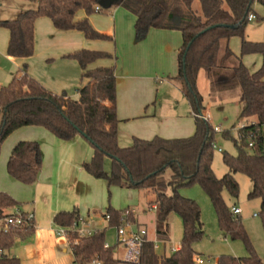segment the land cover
Returning a JSON list of instances; mask_svg holds the SVG:
<instances>
[{
  "label": "trees",
  "instance_id": "16d2710c",
  "mask_svg": "<svg viewBox=\"0 0 264 264\" xmlns=\"http://www.w3.org/2000/svg\"><path fill=\"white\" fill-rule=\"evenodd\" d=\"M35 8L19 13L14 19L0 21V28L9 32L7 53L15 59H27L33 55L35 21L47 18L60 31H78L87 40L112 41L96 32L88 19L76 20L75 14L83 9L87 14L102 0H29ZM195 0H116L120 6L135 16L134 32L138 41L145 39L151 29L178 31L181 46L177 50V73L169 81L188 101L194 118L195 132L191 137L180 139L151 140L134 138L130 147L117 145L116 79L105 75L103 68L93 67L102 60H112L107 52L79 50L65 58L75 61L81 69V82L77 89L78 99L72 100L65 93L53 94L26 73H17L9 85L0 88V150L5 139L23 127H38L56 139L69 142L77 136L92 147L91 159L83 164L84 171L96 179H103L109 187L145 189L154 195L149 207L155 206V231L160 240L168 236L169 217L177 215L182 223L179 249L168 256L159 257L152 243L142 249L137 264H195L199 257L194 245L204 236L201 210L198 204L179 194V190L199 185L210 200L222 235L231 240H242L248 256L234 258L221 256L216 264H264L251 247L239 215L232 213L222 197L226 190L231 198L239 195L236 174L245 175L252 187L249 200L260 202L258 216L264 231V42L245 39L248 17L253 13L255 2L264 7V0H198L200 11L192 5ZM264 22V18H260ZM238 37L240 55L238 64L229 68L225 63L234 55L228 47L219 58L221 41ZM261 56L262 63L250 72L241 58ZM212 72L214 88L219 98L224 91L239 89L240 111L238 120L255 118L256 123L242 127L237 138L228 131L222 132L224 140H231L236 155L222 154V162L228 173L218 178L212 170L217 133L201 117L197 78L201 70ZM110 159V170H104V161ZM42 166L40 146L34 141L18 142L9 155L6 171L15 181L31 186L37 182ZM20 204L9 195L0 192V264H20L8 254L13 246V227L7 226L8 213L18 209L20 217L28 213L20 210ZM109 227L119 225L122 212L107 207ZM80 214L59 212L53 217L56 226H71ZM33 219L27 221L23 237L33 232ZM106 230L91 237L80 239L72 248L74 264H89L97 260L101 264L125 263L114 256L115 247L105 248Z\"/></svg>",
  "mask_w": 264,
  "mask_h": 264
},
{
  "label": "crops",
  "instance_id": "0c3cea01",
  "mask_svg": "<svg viewBox=\"0 0 264 264\" xmlns=\"http://www.w3.org/2000/svg\"><path fill=\"white\" fill-rule=\"evenodd\" d=\"M7 1L0 0V21L12 20L19 13L35 8V5L31 3L22 4L17 10H11L6 7ZM195 11L199 12L200 10L196 9ZM93 14L94 12L87 14L85 10L80 9L76 12L75 19L78 21L88 19L96 32L110 37L112 41L103 43L104 41L87 40L78 31L56 30L49 19L42 17L35 21L33 55L27 59H15L8 55L9 32L1 31L0 28V61L6 59L11 62L10 72L14 68L17 69L14 73L11 72V79L17 73H26L49 92L56 95L65 93L67 97L75 101L78 99L77 89L85 85L86 81L81 82L79 65L65 57L79 50L106 51L113 56V59L99 61L93 67L103 68L105 75H113L116 79V110L119 120L117 145L120 148L130 147L134 138L151 140L158 136L162 139L189 137L190 134L188 136L185 134L161 135V131L174 133L179 130L175 119L164 117V105L159 107L154 103L157 75L160 70L159 60L168 58L171 62L176 59L177 50L181 46V34L178 31L151 29L145 39L138 41L134 32L135 16L123 7L112 6L105 13L101 10L97 13L98 17ZM254 20L249 21L248 24ZM257 24L259 25L256 29L249 31L246 29L245 34L251 41H264V22L260 21ZM112 44L117 45L116 50L112 48ZM228 45V42L221 41L219 58L224 55L226 47L229 48ZM230 46L232 47V44ZM230 51L236 53L234 47ZM235 53L225 63L226 67L232 68L238 64L239 56ZM231 59L235 62L230 61ZM251 60H254L253 69H250L248 64ZM241 61L250 72L257 71L262 63L259 55L244 56ZM201 73L208 84L209 105L220 102L214 88L212 72L203 69L198 76ZM6 81L0 82V88ZM198 95L201 117L210 124L212 121L210 110L202 106L204 100L199 91ZM190 116L195 130L191 108ZM171 117L174 118L175 113ZM243 120L246 122L243 127L256 123L255 118ZM164 123L171 127L164 128ZM214 129H218V133L221 132L218 127H214ZM42 130L28 131L27 134H31L28 137H25L26 133H21L11 140L2 153L4 157L0 165V192L6 193L16 202L17 200L20 203L26 201L28 206L20 207L24 213L32 214L34 223L33 232L27 237H23L25 225L20 224L13 228V246L8 254L17 258L20 264H74V257L68 245L55 232L59 226L54 225L53 217L59 212H71L75 209L80 215H91L90 213H92L97 216V207L90 208L92 210L87 208L85 197L88 196L90 188L87 186V179L81 175L84 170L82 166L91 159L93 149L80 136L69 142H64L56 139L44 129ZM192 130L193 128L189 131ZM262 132L264 136V126ZM26 140L39 144L42 153V166L37 182L30 186L33 190L31 198L22 200L21 196L24 191L19 186L23 185L12 179L7 173L5 174L7 164L5 161H8L13 147L18 142ZM109 170L108 163L105 171L109 172ZM183 196L189 197L186 194ZM28 201H31V204ZM233 207L240 209L236 205L231 208ZM14 211L15 208L8 210V213ZM134 219L136 224L147 229L144 223L139 222L136 215ZM97 222L101 227H105L102 221L98 220ZM168 239L169 231L167 238L163 241L166 242ZM115 242L116 237L113 245L107 242L111 247H115L114 251L118 249ZM179 246L175 248H179ZM158 256H166L165 248L163 251L161 249ZM207 260L206 263L210 261V259Z\"/></svg>",
  "mask_w": 264,
  "mask_h": 264
},
{
  "label": "rangeland",
  "instance_id": "374dc122",
  "mask_svg": "<svg viewBox=\"0 0 264 264\" xmlns=\"http://www.w3.org/2000/svg\"><path fill=\"white\" fill-rule=\"evenodd\" d=\"M32 2L29 0H8L7 1V9L17 10L22 4H31ZM34 4V3H32ZM193 10H200V5L198 0H195L192 5ZM253 13L256 15V19L249 23L246 29L254 30L259 25L257 22H260V18H264V7L257 2L254 3ZM108 10H103L102 12H106ZM81 15V14H80ZM102 15V14H101ZM93 16L98 17L99 14H93ZM245 29V30H246ZM6 29L1 28V31ZM245 39L250 42H264V41H251L245 34ZM107 43V42H103ZM229 48L232 50V47L235 48L237 56L240 55V39L238 37H233L229 41ZM232 44V47L230 46ZM113 49L116 50L117 45L112 44ZM221 47L223 45L221 44ZM104 52V51H103ZM106 52V51H105ZM222 55V54H221ZM119 57V55H116ZM254 58V57H253ZM251 58V59H253ZM230 61H233L231 59ZM11 62L9 60H1L0 61V82L6 81L4 85L7 86L11 81L10 74L14 73L17 69H12L11 72L9 68ZM250 69H253L254 60H251L248 63ZM236 66V65H235ZM234 66V67H235ZM159 73L157 77V88L155 92V106L161 107L163 106L164 117L175 119V123L177 124V128L179 131H173L174 133H170V131H161V135L164 134H180L186 135L190 134L192 136L195 132L194 125L192 123V119L190 116V106L188 101L185 99L180 90L174 86L169 78L175 77L177 66L176 59L170 62L168 58H162L159 60ZM197 88L199 93L203 97V107L209 108L211 115V123L212 128L218 127L221 129L220 133H216L214 135L215 139V148H214V156L212 163V170L216 177L221 178L225 174L228 173V169L222 162V154L228 153L230 155H236V149L231 140H224L222 137V132L228 131L232 138H237V132L240 128L244 126L246 123L245 120H238V115L240 111L239 105V89L235 88L230 91H224L221 94V98H219L220 102L215 104H210L209 99V89L208 84L203 78V74L201 73L198 76ZM152 108V107H151ZM175 113V117H171V115ZM164 128H169L171 125L163 124ZM192 131H189L192 129ZM28 131H43L42 128L36 127H23L15 130L12 134H10L5 141L3 142L0 150V165L3 159V150L7 145L11 142L12 139L20 135L21 133H26L25 137L31 136ZM191 132V133H189ZM189 136V137H190ZM159 138H162L158 136ZM155 138V137H153ZM188 138V137H187ZM152 139V138H151ZM180 139V138H179ZM150 140V139H149ZM31 141V140H26ZM219 149L221 151H219ZM7 162V161H5ZM110 165V159L106 158L104 161V170L105 167ZM7 173L5 169V174ZM82 177L87 179V186L90 188L88 196L85 197V201L87 204V208L97 207L96 214L97 216H101L105 214V209L107 207H111L112 209L123 212L126 209L134 210L135 215L138 217L140 223H144L147 226L149 235L148 237L155 241V211L149 207V202L154 200V195L145 190V189H126L119 187H109L105 180L96 179L87 174L84 170L81 174ZM235 180L239 186V195L236 199L231 198L228 192L225 190L222 194L224 202L226 205L231 208L233 205L239 207L241 209V214L239 215L241 219V223L247 233L249 243L256 254L264 261V231L262 228L261 220L258 216L260 202L257 199L249 200L248 194L251 191V183L249 179L242 174H236ZM23 185V184H21ZM24 191L21 196L22 200H28L31 198L32 191L30 186L23 185L19 186ZM4 193V192H2ZM6 194V193H5ZM179 194L187 195V199L195 201L200 210H201V223L203 225L204 236L203 238L194 245V250L198 254V256L205 261L210 259L208 263L205 264H215L216 260L221 256H231L234 258H244L248 256V251L246 244L242 240H231L230 238H226L222 235V232L219 229L217 218L212 207V204L203 190L199 185H192L190 187H185L179 190ZM186 198V196L184 197ZM20 203V201L17 200ZM24 202V203H23ZM26 201H22L20 203L21 207L28 206ZM31 204V201H28ZM19 206V207H20ZM20 207V210H22ZM23 211V210H22ZM92 214V213H90ZM169 239L164 244L160 243V249L158 252L163 251L165 248L166 256L170 255V249L173 247H177L180 245L181 235H182V223L180 218L172 214L169 217ZM116 237L115 228L106 226V242L113 245L114 239ZM121 249L118 248L114 251V256L121 260Z\"/></svg>",
  "mask_w": 264,
  "mask_h": 264
},
{
  "label": "built area",
  "instance_id": "2783aa9c",
  "mask_svg": "<svg viewBox=\"0 0 264 264\" xmlns=\"http://www.w3.org/2000/svg\"><path fill=\"white\" fill-rule=\"evenodd\" d=\"M102 9L99 5L94 7V13L100 12ZM255 16L250 15L248 17V21L254 20ZM217 133L218 129H214ZM215 148V146H214ZM219 151H221L219 149ZM155 211V206L151 208ZM231 211L235 215L240 214V209L231 208ZM16 217L8 218L5 221L6 228L7 226H12L13 228L17 225L23 224L26 225L27 221H31L33 219L32 214H27L26 218L20 217V211L15 209L14 211ZM134 210L126 209L122 212L119 220V225L115 227L116 230V242L115 246L120 248L122 251L121 261L125 263L137 264L140 261L142 249L145 244L152 243L153 251L157 254L159 253L160 243L164 244L165 241L156 238L155 241L151 240L148 235V231L145 227L136 224ZM98 220L102 221L105 224V227H101L98 224ZM110 215L103 214L101 216L95 215H79L78 218L72 223L71 226L64 227L59 226L56 228L55 232L58 237L62 238L66 244L68 245L70 251L72 252V248L75 247L80 239L91 237L92 235L106 230V226L109 227L110 223ZM105 248L111 247L107 242L104 245ZM179 248H171L170 254L176 252ZM208 260H204L200 257H196L194 259L195 264H205ZM89 264H101L97 260H92Z\"/></svg>",
  "mask_w": 264,
  "mask_h": 264
},
{
  "label": "water",
  "instance_id": "95a60500",
  "mask_svg": "<svg viewBox=\"0 0 264 264\" xmlns=\"http://www.w3.org/2000/svg\"><path fill=\"white\" fill-rule=\"evenodd\" d=\"M116 0H102L99 2V6L101 7V9L103 10H108L109 8H111L114 4Z\"/></svg>",
  "mask_w": 264,
  "mask_h": 264
}]
</instances>
